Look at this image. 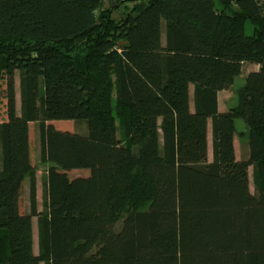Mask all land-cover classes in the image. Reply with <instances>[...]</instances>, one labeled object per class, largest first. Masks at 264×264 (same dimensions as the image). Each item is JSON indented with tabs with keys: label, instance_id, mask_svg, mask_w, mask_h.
I'll return each mask as SVG.
<instances>
[{
	"label": "trees",
	"instance_id": "obj_1",
	"mask_svg": "<svg viewBox=\"0 0 264 264\" xmlns=\"http://www.w3.org/2000/svg\"><path fill=\"white\" fill-rule=\"evenodd\" d=\"M1 79L0 264H264V0H0ZM66 115L86 132L56 128Z\"/></svg>",
	"mask_w": 264,
	"mask_h": 264
},
{
	"label": "rangeland",
	"instance_id": "obj_2",
	"mask_svg": "<svg viewBox=\"0 0 264 264\" xmlns=\"http://www.w3.org/2000/svg\"><path fill=\"white\" fill-rule=\"evenodd\" d=\"M163 40L165 41V28H163ZM146 67H145V58L143 57L142 61V76H143V87L144 90L146 91L147 87V81L145 77V72H146ZM259 69L258 64H254L252 62H245L243 68H242V73L235 79L234 83L229 87L226 97L225 93L222 96L221 103H220V111L228 110L231 107H235L239 104V97H238V90L246 83L247 76L250 72L257 71ZM158 73H159V78H161V62H160V57L158 59ZM159 84H161V80L159 81ZM17 87V96L20 95L19 91V83L16 85ZM35 91L38 96V103L40 102V96L42 93V81L41 78L36 75V82H35ZM6 80L1 79L0 80V121L1 119L4 118V101H6ZM20 98V96H19ZM221 98V97H220ZM21 103L20 101L18 102V106L20 107ZM17 106V108H18ZM7 111V109H5ZM56 128L61 129V130H70V131H79V132H86L87 127L86 123L83 122L81 124H75V122L71 119L68 118L66 115L64 119L59 120V121H54L52 122ZM237 125V133L236 137H238V134H242V132H247L248 127L246 122L238 118L236 121ZM31 127V135H32V163L34 166L37 168V176H38V192H37V197H38V208L39 210H43L45 208L46 204V198H45V192H46V176H47V169L48 165L46 163H42L40 160V138H39V128H38V121H33L30 124ZM241 141V140H240ZM238 141L236 139V154L238 159H242L247 156L248 151L246 152V149L244 148V145L242 142ZM213 157V148H212V132H211V120L209 123V159L212 160ZM252 168H250V187L252 192L255 191L254 183H253V176H252ZM90 173V170L88 168H78V169H73L69 171V176L71 178H76L79 176H88ZM26 183H24V187L21 190V194L19 196V205H20V210L25 213L29 209V200H28V178L25 179ZM34 221H37V218L34 219ZM34 243H35V251L38 249V237H37V223H34ZM44 264V263H42ZM130 264H136V259L131 258L130 259Z\"/></svg>",
	"mask_w": 264,
	"mask_h": 264
},
{
	"label": "crops",
	"instance_id": "obj_3",
	"mask_svg": "<svg viewBox=\"0 0 264 264\" xmlns=\"http://www.w3.org/2000/svg\"><path fill=\"white\" fill-rule=\"evenodd\" d=\"M245 64V63H244ZM244 64H243V66H244ZM255 64V63H254ZM259 66V65H258ZM243 68V67H242ZM229 89V88H228ZM228 89H225V90H222V91H220L219 92V109H220V103H221V99H222V96H223V94L225 95V97H226V94H227V91H228ZM20 96V95H19ZM19 96H17V106H18V102L20 101V98H19ZM221 97V98H220ZM5 105H6V107H5ZM4 118L3 119H1V121H0V123L1 122H3V121H6L7 120V118H8V114H7V111H5V109H7V98H6V101H4ZM18 111L20 110V107L18 106ZM32 123V122H31ZM30 123V124H31ZM242 137V135H240V134H238V137H235V142H236V139H238V141H240V138ZM240 142H242V141H240ZM30 144H31V154H32V135H31V127H30ZM236 144V143H235ZM236 147V146H235ZM244 147H245V149H246V152L248 151V147H247V145H244ZM32 157V156H31ZM37 179H38V176H37ZM24 183H26V182H23V184H22V186H21V189H20V194H21V190H22V188L24 187ZM38 183H39V180H38Z\"/></svg>",
	"mask_w": 264,
	"mask_h": 264
}]
</instances>
